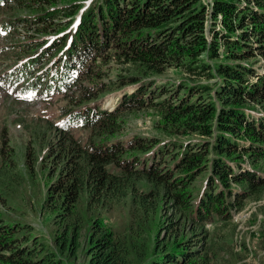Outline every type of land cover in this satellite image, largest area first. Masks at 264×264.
<instances>
[{"label":"trees","instance_id":"obj_1","mask_svg":"<svg viewBox=\"0 0 264 264\" xmlns=\"http://www.w3.org/2000/svg\"><path fill=\"white\" fill-rule=\"evenodd\" d=\"M13 1L40 9L25 18L36 31L50 30L61 13L71 26L14 68L28 88L42 84L66 100L60 121L45 124L56 130L63 158L45 198L61 217L55 251L0 217V264H69L62 254L75 256L82 245L84 196L93 211L89 264H139L137 256L151 250V264H205L218 234L205 223L228 221L246 197L264 193V0H66L51 8L45 4L63 0ZM57 50L51 66L35 69ZM170 67L183 78H156ZM113 91L114 107H103L100 95ZM148 108L166 138L116 135L120 114ZM141 180L147 189L136 186ZM19 182L9 152L0 165V204ZM127 196L137 220L149 219L165 196L195 230L169 246L117 234L95 209ZM203 247L205 260L197 254Z\"/></svg>","mask_w":264,"mask_h":264},{"label":"rangeland","instance_id":"obj_2","mask_svg":"<svg viewBox=\"0 0 264 264\" xmlns=\"http://www.w3.org/2000/svg\"><path fill=\"white\" fill-rule=\"evenodd\" d=\"M64 1L66 0L46 3L45 8L64 6ZM14 2L12 0L9 4H0V165L8 160V153L11 152L20 172L21 182L12 184V189L5 191V200L0 204V217L7 222H17L27 236H33L35 243L41 241L44 246L55 251L53 240L61 217L54 210L45 207V198L58 175L63 158L60 152L56 151L59 150L60 142L58 135L54 133L56 130L46 128L45 124L60 121V109L66 100L63 93L36 95L35 91L33 93L31 88H28L29 84L25 82L27 77L20 76L14 80L16 76L13 66L24 58L31 59L29 55L36 54L37 51H44L46 43L56 40L58 35L69 29L71 16L64 13L55 16L48 21L53 27L40 32L34 28L37 24H27L25 20L33 13L40 12V9L28 11L29 8L14 6ZM5 19L11 21L7 23ZM54 56H58L57 53L52 56L45 53L41 58L43 62L36 65L35 69L42 68L40 71H43L51 66L53 63H50V60ZM155 76L158 80L169 81L183 78L182 72L174 67ZM99 98L103 99V107L110 108L117 97L113 91L102 93ZM120 117L123 129L116 135L123 140L133 134L166 138L155 126L157 113L150 108L125 111ZM74 130L78 134L85 132L82 128ZM41 131H44L42 136ZM27 152L33 155V159L27 160ZM244 163L248 167L251 166L247 160ZM202 180L203 177H199L196 186ZM136 186L147 189L149 184L141 180ZM85 199V196L82 197L77 209L84 218L82 245L75 256L62 254L69 264H89L87 235L92 230L93 211ZM263 202L264 193L260 199L246 197L242 206L233 211L228 221L205 223L204 227L209 232L216 230L218 233L214 236L215 242L209 244L213 245L209 249L217 251L211 253L208 259L203 256L207 248L198 250L197 254L200 253L203 260H207L205 264H264V214L260 209ZM52 203L53 199L50 204ZM130 203V197L127 196L108 207L96 208L95 211L101 214L104 223L117 234L138 241L144 240L149 245L158 242L169 246L175 239L187 237L195 230L192 224L182 218V210L173 206L165 196L160 199L155 212L153 211L146 220L139 221L131 215ZM151 255L152 250L141 259L137 256L136 263L140 261L139 264H148Z\"/></svg>","mask_w":264,"mask_h":264},{"label":"bare ground","instance_id":"obj_3","mask_svg":"<svg viewBox=\"0 0 264 264\" xmlns=\"http://www.w3.org/2000/svg\"><path fill=\"white\" fill-rule=\"evenodd\" d=\"M74 24H76L75 21H74L73 25H74ZM49 44H50V43H46L45 47L48 46ZM45 47H43V50H45ZM56 53H58V51H57ZM61 53H62V52H61ZM56 57H57V56H54L53 58H51V60H50L51 62H50V63H53V60H54ZM49 58H50V57H49ZM48 65H50V64H48ZM48 65H47V66H48Z\"/></svg>","mask_w":264,"mask_h":264}]
</instances>
